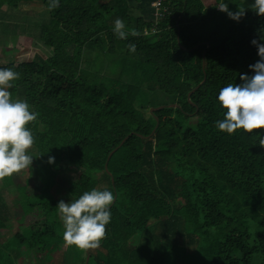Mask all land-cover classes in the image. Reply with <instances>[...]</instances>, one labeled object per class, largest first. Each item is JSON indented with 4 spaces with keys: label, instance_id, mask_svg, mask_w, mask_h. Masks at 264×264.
<instances>
[{
    "label": "trees",
    "instance_id": "1",
    "mask_svg": "<svg viewBox=\"0 0 264 264\" xmlns=\"http://www.w3.org/2000/svg\"><path fill=\"white\" fill-rule=\"evenodd\" d=\"M30 1L49 11L40 36L50 55L1 60L0 68L20 74L10 98L37 113L26 127L40 177L28 197L16 189L21 221L32 222L15 234L10 252L1 249L0 264L23 253L53 264L39 253L62 243L73 264H84L86 251L87 264H264V136L255 135L264 129L227 134L215 126L223 118L219 89L241 83L259 59L250 41L264 36V14L253 0L229 3L232 11L244 8L238 22L201 0H160L155 22L133 17L124 0H60L51 10L50 0H0V8ZM116 18L137 34L117 38ZM104 57L110 60L97 68ZM74 167L80 172L61 184ZM7 177L0 229L12 207L2 192L13 185ZM93 188L114 193L112 218L99 247L83 250L65 243L57 204ZM193 252L196 261L185 258Z\"/></svg>",
    "mask_w": 264,
    "mask_h": 264
},
{
    "label": "clouds",
    "instance_id": "2",
    "mask_svg": "<svg viewBox=\"0 0 264 264\" xmlns=\"http://www.w3.org/2000/svg\"><path fill=\"white\" fill-rule=\"evenodd\" d=\"M229 3L232 0H217L214 7L238 22L245 14L244 8L232 11ZM59 4L60 0H50L49 9H55ZM252 7L258 16L264 14V0H253ZM111 30L121 40L127 39L129 34H137L135 31L129 33L122 18L114 20ZM261 41L264 36L260 41H250L256 46L259 57L248 66L252 74L242 73L241 83H229L218 91L216 100L223 110V118L215 121V126L221 132L233 134L243 129L251 134L254 129H264V42ZM127 47L129 52L135 53V44L130 43ZM19 75L10 67L0 68V179L31 167L33 161L28 149L35 138L26 125L37 118V113L27 101H13L8 91ZM255 135L264 136V133ZM48 162L53 163L54 158L49 157ZM113 202L111 190L96 188L84 191L71 202L59 201L57 207L63 221L65 243L83 250L99 247L112 218L110 206Z\"/></svg>",
    "mask_w": 264,
    "mask_h": 264
},
{
    "label": "rangeland",
    "instance_id": "3",
    "mask_svg": "<svg viewBox=\"0 0 264 264\" xmlns=\"http://www.w3.org/2000/svg\"><path fill=\"white\" fill-rule=\"evenodd\" d=\"M49 20V11L38 1L22 2L17 8H9L3 5L0 8V61H27L36 53L45 58L48 57L51 49L43 46L40 32L42 26L47 24ZM109 60L110 58L108 57L102 58V61L97 63V68L104 67V62H108ZM160 101L161 99L156 100L158 104H163ZM47 132L50 133L51 130L47 129ZM118 161L119 159L115 160V162ZM32 167L31 174H36L34 177L30 178L27 172L28 168H25L17 173H13L11 175L13 185L2 190L6 203L11 204L12 207L9 210L10 220L7 222L5 228L0 229V251L3 248L7 249L6 252H10L12 247L9 248L7 245L11 240H14L15 234L23 232L25 230L24 227L32 222L29 217L21 221L22 205L19 208L14 203L15 196L18 194L16 189L19 190H17L19 195L23 197H28V195L33 194L38 189V179L40 176L37 174L38 169L35 168L34 163H32ZM120 169V165H114V170ZM79 172L78 168H69L68 171L64 172L65 175L62 176L64 178L58 181L61 184H65L67 179L74 178L76 173ZM43 174L47 173L43 171ZM7 179L9 180L8 177ZM2 183L3 179H0V187H2ZM15 254V252L13 255L11 254V257L15 258ZM194 254L193 252L190 257L189 253H185L184 256L188 260L196 261ZM18 255L20 260L16 262V258L13 259L14 264H36L34 256L31 253ZM73 255V252L62 243L61 245H54L52 250L48 248L42 249L38 260H45L53 264H73Z\"/></svg>",
    "mask_w": 264,
    "mask_h": 264
},
{
    "label": "crops",
    "instance_id": "4",
    "mask_svg": "<svg viewBox=\"0 0 264 264\" xmlns=\"http://www.w3.org/2000/svg\"><path fill=\"white\" fill-rule=\"evenodd\" d=\"M131 7V15L143 17L147 21L155 22L160 14L158 4L160 0H124ZM205 7L215 5V0H201ZM157 6V7H156Z\"/></svg>",
    "mask_w": 264,
    "mask_h": 264
},
{
    "label": "water",
    "instance_id": "5",
    "mask_svg": "<svg viewBox=\"0 0 264 264\" xmlns=\"http://www.w3.org/2000/svg\"><path fill=\"white\" fill-rule=\"evenodd\" d=\"M195 91V89L192 91V92H194ZM191 94V93H190ZM189 94V95H190ZM188 95V96H189ZM164 106H160V107H158V108H155L156 110H158V109H161V108H163ZM157 120V119H156ZM157 125H158V123H157ZM154 131L155 130H153V132H152V134L154 133ZM151 134V135H152ZM129 136H127L122 142H121V144L115 149V150H113L110 154H109V156H108V158H107V161H106V163H105V170L107 171V164H108V161H109V159H110V157L112 156V154L124 143V141L128 138ZM88 261H89V255H88V252L86 251V259H85V263L84 264H87L88 263Z\"/></svg>",
    "mask_w": 264,
    "mask_h": 264
},
{
    "label": "built area",
    "instance_id": "6",
    "mask_svg": "<svg viewBox=\"0 0 264 264\" xmlns=\"http://www.w3.org/2000/svg\"><path fill=\"white\" fill-rule=\"evenodd\" d=\"M156 7H157V6H156ZM158 7H159V4H158ZM156 16H157V18H158V17H160V16H161V14H157Z\"/></svg>",
    "mask_w": 264,
    "mask_h": 264
}]
</instances>
